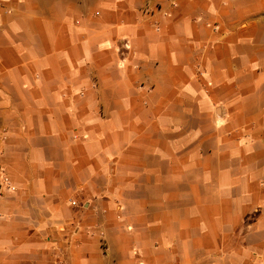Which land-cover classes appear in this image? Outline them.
Here are the masks:
<instances>
[{
  "label": "crops",
  "instance_id": "crops-1",
  "mask_svg": "<svg viewBox=\"0 0 264 264\" xmlns=\"http://www.w3.org/2000/svg\"><path fill=\"white\" fill-rule=\"evenodd\" d=\"M1 167L0 264H264V0H0Z\"/></svg>",
  "mask_w": 264,
  "mask_h": 264
},
{
  "label": "built area",
  "instance_id": "built-area-1",
  "mask_svg": "<svg viewBox=\"0 0 264 264\" xmlns=\"http://www.w3.org/2000/svg\"><path fill=\"white\" fill-rule=\"evenodd\" d=\"M0 172L2 174V183L3 186L9 191V192H16L17 188L14 186L10 178L5 173V168L1 167ZM73 205H76V202H72Z\"/></svg>",
  "mask_w": 264,
  "mask_h": 264
},
{
  "label": "rangeland",
  "instance_id": "rangeland-1",
  "mask_svg": "<svg viewBox=\"0 0 264 264\" xmlns=\"http://www.w3.org/2000/svg\"><path fill=\"white\" fill-rule=\"evenodd\" d=\"M13 193V192H12Z\"/></svg>",
  "mask_w": 264,
  "mask_h": 264
}]
</instances>
